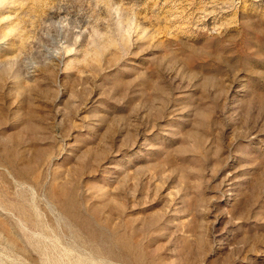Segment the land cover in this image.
<instances>
[{"label": "rangeland", "instance_id": "rangeland-1", "mask_svg": "<svg viewBox=\"0 0 264 264\" xmlns=\"http://www.w3.org/2000/svg\"><path fill=\"white\" fill-rule=\"evenodd\" d=\"M0 264H264V0H0Z\"/></svg>", "mask_w": 264, "mask_h": 264}]
</instances>
